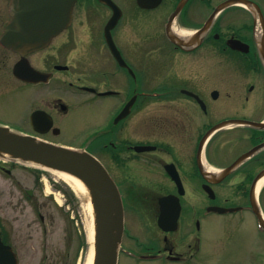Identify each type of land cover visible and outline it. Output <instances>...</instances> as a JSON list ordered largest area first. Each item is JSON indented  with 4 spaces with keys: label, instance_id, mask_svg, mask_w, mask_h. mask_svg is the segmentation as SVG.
Segmentation results:
<instances>
[{
    "label": "flooded vegetation",
    "instance_id": "flooded-vegetation-1",
    "mask_svg": "<svg viewBox=\"0 0 264 264\" xmlns=\"http://www.w3.org/2000/svg\"><path fill=\"white\" fill-rule=\"evenodd\" d=\"M109 1L113 7L106 0H76L69 25L43 49L26 54L3 43L5 36L15 38L13 0H0V125L11 122L1 115L8 112L5 102L24 97L20 91L27 89L37 102L30 114L39 111L35 122L43 133L36 135L56 142L78 102L90 110L108 99L95 135L75 133L81 139L72 145L95 148L118 189L120 255L183 263L185 253L193 257L197 249L200 220L219 214L213 208L235 209L219 215L245 213L255 225L258 213L264 218V182L256 206L252 196L264 179V127L255 126L264 124V0ZM112 18L114 53L106 42ZM97 58H106L98 71L78 66ZM24 59L38 73L35 82L14 73ZM88 73L89 79L82 76ZM20 167L0 161V182L11 181L7 192L0 191V258L12 251L16 264L26 251L35 252L33 236L40 234L44 250L50 233L22 227L25 205L44 222L39 206L47 180L31 171L33 187L21 192ZM163 197L172 207L179 204L173 231L158 226ZM258 231L264 238V228ZM140 236L152 246L137 253L134 237Z\"/></svg>",
    "mask_w": 264,
    "mask_h": 264
},
{
    "label": "rangeland",
    "instance_id": "rangeland-1",
    "mask_svg": "<svg viewBox=\"0 0 264 264\" xmlns=\"http://www.w3.org/2000/svg\"><path fill=\"white\" fill-rule=\"evenodd\" d=\"M32 58L36 61V56H32ZM33 59L32 61H34ZM104 60L106 61V58L88 59L78 66L88 72H92L93 70L98 71V69L105 66ZM33 63L35 64L36 62ZM107 73L110 74L111 79L112 72ZM92 75L88 73L82 76L89 79ZM104 82L106 86L109 84V80L106 78H104ZM20 92L25 93L24 97H11L10 100L12 99V102H5L8 105V112L3 111L1 115L7 121L13 123V128H11L13 131L18 132L17 129L32 131L29 126L28 115L37 106V102H31L27 89ZM108 101L106 99L103 102H95L93 104L94 109H76L66 119L67 128L64 137H56V141L78 144L81 136H74L75 133L82 132V134L86 135L95 132V123L99 121V117L102 116L104 109L106 111L110 109L111 104ZM81 103L78 102L79 106L83 107ZM78 104H75V106L78 107ZM23 111L26 116L24 121L21 120L24 118L21 115ZM20 120L21 122H17ZM11 122L5 123L12 125ZM24 166H21L17 170L21 180V186H18V188L21 192L24 189H31L33 187V177L30 176L32 173L29 170H37L28 165ZM41 172H43L44 179L47 180V184L44 186L46 188L45 193L43 192L41 196L39 195L40 201L44 203L39 206L41 207V212H39L45 220L42 223L38 213H32L28 206L25 205L24 224L22 227L32 230L46 229L50 231L45 236L47 248L43 250L39 246L40 234L33 236L35 252L28 253L26 251L25 257L20 264H39L44 255L48 256V259L41 264H80L90 246L86 236V213L82 202L64 182L55 179L46 171ZM9 183H11L10 180L0 182V191L3 189L7 192V188L10 186ZM45 194L48 197H45ZM187 210L188 207L186 205L183 209V216L186 215L185 212L188 213ZM200 226L201 231L196 232L198 241L196 242L197 249L194 256L190 257L189 252H186L185 259L182 261L183 263L179 264H264V238L260 237L255 223L246 218L245 213L237 215L211 214L200 220ZM140 233L138 232V234ZM179 233L182 234V232ZM134 239L137 240L135 245L137 253L143 250L144 247L152 246L149 238L145 236H140L137 239L134 237ZM127 241L130 240L128 239ZM29 255H31L30 258ZM133 260L120 255L119 264H166L158 259H154L155 261L153 262L137 263ZM185 260L188 262H185ZM168 264L175 263L170 262Z\"/></svg>",
    "mask_w": 264,
    "mask_h": 264
},
{
    "label": "water",
    "instance_id": "water-1",
    "mask_svg": "<svg viewBox=\"0 0 264 264\" xmlns=\"http://www.w3.org/2000/svg\"><path fill=\"white\" fill-rule=\"evenodd\" d=\"M76 0H13L15 38H3V43L14 51L21 48L32 52L43 48L48 41L67 27L71 19L72 8ZM114 25L113 18L106 26V40L114 53L115 48L109 36V29ZM18 38V39H17ZM28 67L27 63H22ZM15 68V74L26 80L35 81L32 69L22 71L20 66ZM37 114L31 116V124L35 131ZM258 126L263 127V124ZM41 131V130H40ZM22 163H33L47 169L70 174L79 179L88 190L94 213L95 236L94 256L92 264H117L118 245L123 231L122 205L118 191L108 177L103 166L90 154L64 148L40 141L32 136L12 132L9 128L0 126V157ZM165 197L159 200L161 215L159 226L165 230H173L167 222L176 223L179 207L169 202ZM175 213L173 219L166 214ZM7 252V251H6ZM7 260L0 258V264H16L14 256L8 253Z\"/></svg>",
    "mask_w": 264,
    "mask_h": 264
},
{
    "label": "bare ground",
    "instance_id": "bare-ground-1",
    "mask_svg": "<svg viewBox=\"0 0 264 264\" xmlns=\"http://www.w3.org/2000/svg\"><path fill=\"white\" fill-rule=\"evenodd\" d=\"M3 158L8 159L6 155H2ZM25 165H28L33 168H39L42 170H45L49 172L54 178H56L59 181L64 182L70 189L80 198L82 202L83 209L86 213V223H85V230H86V236L87 240L89 242V248L87 250V253L83 259V261L80 264H92L93 262V239H94V215H93V210L91 206V199L88 190L85 188L83 183L77 179L76 177L60 172V171H55L47 168H43L40 165H36L33 163L26 162L24 163ZM264 179L259 181L255 187V195L257 194V191L260 189L261 185L263 184Z\"/></svg>",
    "mask_w": 264,
    "mask_h": 264
}]
</instances>
